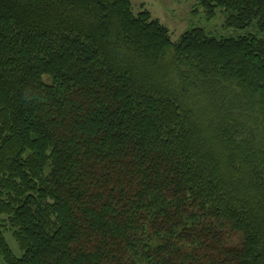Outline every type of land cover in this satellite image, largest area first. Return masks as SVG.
<instances>
[{
	"label": "trees",
	"instance_id": "16d2710c",
	"mask_svg": "<svg viewBox=\"0 0 264 264\" xmlns=\"http://www.w3.org/2000/svg\"><path fill=\"white\" fill-rule=\"evenodd\" d=\"M195 1L0 0L3 264H264V0Z\"/></svg>",
	"mask_w": 264,
	"mask_h": 264
},
{
	"label": "rangeland",
	"instance_id": "374dc122",
	"mask_svg": "<svg viewBox=\"0 0 264 264\" xmlns=\"http://www.w3.org/2000/svg\"><path fill=\"white\" fill-rule=\"evenodd\" d=\"M134 11L137 13L142 9L150 12L152 19H156L169 31L170 40L177 43L178 38L190 29H204L208 36L216 38H234L237 33L227 30L222 26L224 17L220 10L216 9L214 15L208 18L204 10L197 5L195 0H131ZM11 252L20 257L17 242L14 241L12 233L4 234ZM0 264H3L0 256Z\"/></svg>",
	"mask_w": 264,
	"mask_h": 264
}]
</instances>
